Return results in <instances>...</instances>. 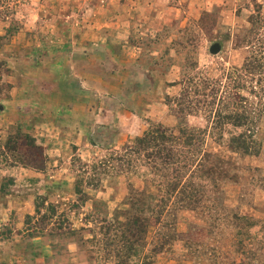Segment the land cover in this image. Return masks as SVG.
Here are the masks:
<instances>
[{
  "label": "rangeland",
  "instance_id": "1",
  "mask_svg": "<svg viewBox=\"0 0 264 264\" xmlns=\"http://www.w3.org/2000/svg\"><path fill=\"white\" fill-rule=\"evenodd\" d=\"M96 29L132 47L125 95L178 119L145 118L148 149L81 154L5 104ZM0 264H264V0H0Z\"/></svg>",
  "mask_w": 264,
  "mask_h": 264
},
{
  "label": "crops",
  "instance_id": "2",
  "mask_svg": "<svg viewBox=\"0 0 264 264\" xmlns=\"http://www.w3.org/2000/svg\"><path fill=\"white\" fill-rule=\"evenodd\" d=\"M79 33L70 44L58 47L55 57L49 56L50 53L42 54L41 60L32 65L38 70L32 76L33 81L24 77L22 81L12 82L11 98L5 104L8 109L15 107L16 117L22 119L25 113L38 119L32 131H37L39 137H46L43 132L49 127L63 132L81 154L84 147L94 151L101 148L100 144L120 147L127 138L143 132L145 118L156 120L157 116H163L170 126L176 124L177 118L158 110L155 104L139 100L138 95L136 98L125 95L128 78H132L127 69L132 68L125 67L127 61H123L122 54L132 47L121 46L117 53L115 41L113 46L99 44V39L110 31L96 29L89 34ZM89 37L92 42H85ZM98 53L103 56L99 57ZM23 66L19 68L23 70ZM109 83L113 86L111 95L105 97L102 85ZM24 109L29 111L24 112Z\"/></svg>",
  "mask_w": 264,
  "mask_h": 264
},
{
  "label": "trees",
  "instance_id": "3",
  "mask_svg": "<svg viewBox=\"0 0 264 264\" xmlns=\"http://www.w3.org/2000/svg\"><path fill=\"white\" fill-rule=\"evenodd\" d=\"M177 115H179V116H177V117H182L183 115H185L184 114V112H182V111H178L177 112ZM188 115V114H187ZM157 134V133H156ZM177 134H180V130H178L177 129ZM163 135V136H162ZM165 132H163V133H161V137L162 138H165ZM147 136H148V132H143V136H137L136 138H135V140L138 142V143H140L143 147H144V149H148V148H150L149 146V144L150 143H152L153 141H154V139H151V140H149V139H147ZM178 140V139H177ZM178 148H179V145L178 144H175L174 142H173V144L171 145V150L173 151V153L175 152V153H177L178 152ZM175 149V150H174ZM241 149H243L244 151L247 149V147H244V144H243V147H241ZM170 153L168 154V157H167V160H171V159H173V155H172V153H171V151H169ZM245 153H247V150H246V152ZM178 156H179V154H178Z\"/></svg>",
  "mask_w": 264,
  "mask_h": 264
},
{
  "label": "water",
  "instance_id": "4",
  "mask_svg": "<svg viewBox=\"0 0 264 264\" xmlns=\"http://www.w3.org/2000/svg\"><path fill=\"white\" fill-rule=\"evenodd\" d=\"M219 50V46L218 45H214L213 47H212V49H211V51L214 53V52H216V51H218Z\"/></svg>",
  "mask_w": 264,
  "mask_h": 264
}]
</instances>
